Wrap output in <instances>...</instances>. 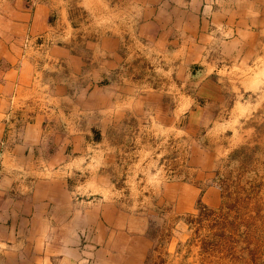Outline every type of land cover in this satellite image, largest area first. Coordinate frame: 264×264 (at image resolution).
<instances>
[{
  "label": "rangeland",
  "instance_id": "374dc122",
  "mask_svg": "<svg viewBox=\"0 0 264 264\" xmlns=\"http://www.w3.org/2000/svg\"><path fill=\"white\" fill-rule=\"evenodd\" d=\"M39 1L0 0V54L13 50L18 35L11 28L20 10ZM263 18L250 15L243 42L227 46L226 31L211 30L197 59L187 58L188 51L182 56L176 45L153 49L139 24L133 60L112 74L98 62L59 94L55 84L28 92L35 102L26 114L43 119L29 180L66 182L74 201L61 203L58 221L86 231V246L87 232L99 238L103 228L138 240L134 249L121 237L113 241L111 251L125 255L124 262L82 246L92 257L82 264H264ZM36 40L44 44V37ZM98 54L90 49L86 62ZM120 54L126 59L131 51ZM52 215L45 214L44 225L56 221Z\"/></svg>",
  "mask_w": 264,
  "mask_h": 264
},
{
  "label": "crops",
  "instance_id": "0c3cea01",
  "mask_svg": "<svg viewBox=\"0 0 264 264\" xmlns=\"http://www.w3.org/2000/svg\"><path fill=\"white\" fill-rule=\"evenodd\" d=\"M208 1L130 0L125 4L126 0H78L71 6L70 1L53 0L51 4L41 0L20 10L22 13L13 20L11 28L18 39L13 41L11 52L0 54V259L5 257L4 264H82L85 256L92 258L81 252L86 246L81 244L86 231L73 228L71 222L58 221L56 214L60 213L61 203L74 202L65 189L67 183L43 178L29 180L28 170L35 166L34 140L39 134L40 118L26 114L25 110L35 102L28 99V92L41 89L40 85L51 91L55 84L59 94L66 85L74 84L77 75L92 74L98 62L104 67L100 69L103 73L112 74L125 61L133 60L139 47V34L134 27L139 24L148 29L153 49L163 45L167 50L176 45L179 54L188 51L187 58L197 59L204 56L203 40L208 42L213 37L211 30L226 31L229 38L223 42L225 46L243 42L249 16L257 20L264 15V0H241L236 5L226 0L216 8L206 5ZM139 14L145 16L142 24L138 23ZM86 15L89 23H85ZM150 27L159 30L151 33ZM40 36L44 37V44L38 47L36 38ZM182 39L186 40L185 45L181 44ZM90 49L99 52L91 65L86 62L89 56H84ZM122 49L131 51V56L125 59L120 54ZM40 59L44 61L42 67ZM18 107L23 113L17 111ZM48 172L39 171L37 176ZM50 212L57 222L44 225L43 217ZM107 231L101 229L100 234H95L99 238H95L89 230L90 243L86 247L100 249L98 253L111 262H124L125 255L114 252L116 248L111 251L113 243H117L113 241L121 237L126 241L123 246L134 249L138 240L113 231L108 235ZM104 243L107 248L97 247ZM101 261L99 264H107Z\"/></svg>",
  "mask_w": 264,
  "mask_h": 264
}]
</instances>
